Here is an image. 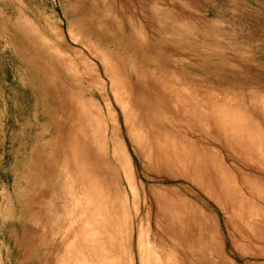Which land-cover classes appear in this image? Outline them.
Instances as JSON below:
<instances>
[{"label":"rangeland","instance_id":"1","mask_svg":"<svg viewBox=\"0 0 264 264\" xmlns=\"http://www.w3.org/2000/svg\"><path fill=\"white\" fill-rule=\"evenodd\" d=\"M79 42L94 44L93 49L98 53L99 51L103 52L104 61L107 68H109L107 73L111 71L114 73L115 78L117 77L121 95L124 96L126 92L128 96L126 100L129 99V107L127 108L132 105L131 110L129 109L130 114L135 113L132 109L134 107L136 110L134 115L139 116V119H137L138 117L132 114V119H136H134L135 124H133V127L137 125L136 128L143 129L145 127L146 130L149 126L150 130L147 129V135L152 138H157L154 132L158 134L160 128L163 129L162 136L166 137L168 132L166 131V135L164 132L165 129H168L170 133L168 136H172L167 137L172 138L174 141L175 138L178 141H180L179 139L183 140V138L189 139L190 145L184 139L186 146L183 145L184 141L182 140L179 143L175 141L177 145L179 144V148L183 143L182 147H186V149H182V147L180 149L184 152L189 150L185 153V156L186 154L187 156L193 154L191 152L194 146L197 148L194 149L196 158L191 157L194 161L196 160V164L204 155L210 157V161H208L209 157L207 158L209 163L206 162L205 164L204 162V166L201 168L204 161L202 159V164L193 167L194 164L189 159L188 166L192 167L193 171H188L189 168H186L184 164L181 165L182 167L177 164L178 169L177 167L175 169L172 167L173 165L170 167L167 163L168 168L164 165L165 163H162V165L157 160L159 170L156 169V166L150 168V164L147 163L148 160L143 159L142 153L133 149L134 143L128 139L125 124H123L124 116L120 109L121 106L113 101L110 108L116 112L120 125L117 143L120 144L124 152L126 151L127 159H129L128 166L134 184V192L132 193L129 189H126L125 181L123 183L121 178L115 174L116 171L118 173L122 171L110 158L112 145L109 146L108 153H105V146L102 149L104 150L103 153L99 151V154L101 153L100 158L103 155L108 158L102 157L103 161H100V159L97 164V169L100 168L98 173L101 175V179L100 176L98 179L99 183L103 181L104 184H99L96 179L94 180V184H98L96 186L93 185V181L84 182V179L81 181V177H83L81 176L83 173L80 171V168L83 169L81 165L78 166L75 172L69 170V156L74 148L71 149L70 144L78 146V142L77 140L71 142L67 127L69 128L70 124L78 125L77 114H80V112H78L77 107L82 104L83 100L87 102L98 101L96 102L97 106H100L99 108L104 112L101 94H99L103 90L98 91L94 88L104 84L105 75L102 74V67L98 60L93 59L90 51L82 47ZM143 44L148 46V50H144ZM72 49H79V52L81 54L83 52V54L81 56L77 55L79 52L76 53ZM84 55L87 57L88 62L91 61L89 64L87 61H82V57L85 59ZM71 64L75 68H72ZM84 66L85 69L87 68L86 70H84ZM70 68L78 71V73L80 71V75ZM117 70L120 72L117 73ZM96 71L97 74H94ZM89 72L92 75L89 76ZM69 73L70 75H68ZM92 77L96 82L91 79ZM95 77L98 80L102 79L104 82L102 83L99 80L98 83L101 84H98ZM76 80L79 81V84ZM136 80L138 81L136 82ZM88 81L90 83L95 82L92 86L96 84L94 85L96 87H91ZM167 81H170V83L172 81L173 84H167ZM58 83H61V85ZM124 83L128 84H125V86ZM154 83L158 84L157 87H160H155ZM121 85H124L125 89ZM162 85H164L165 90ZM85 86L90 87V89ZM167 86L168 88H166ZM182 88L183 90H181ZM166 89L168 90L167 95H169L167 98L164 97V93H161ZM173 94H176L175 97H173ZM202 94L204 95L201 96ZM170 95L172 98H169ZM185 96H188L187 98H190V101L200 96L198 98L200 101L193 99L194 101L191 103L196 104L198 102L196 107L197 109L199 107L203 108L201 110L202 114L199 111L200 108L198 110L194 108L195 110L193 109L192 112L196 111L198 113V115L194 113L197 115L196 117L201 114L200 119L205 118L204 124L200 123L203 127L205 126V131L198 123L204 121V119L200 121L199 118H193L194 114L193 117L189 114V111L191 112L189 110L190 101L183 100V97L186 98ZM204 96H207L209 100L211 99L214 106L206 105L205 103L209 101L206 97L207 102L204 100V103L201 100V98L204 99ZM70 97L75 99H72V105L70 104ZM90 99L94 100L90 101ZM177 99L189 103L185 105L184 102L179 103ZM167 100H172V102ZM259 102L261 105L263 104L264 109V0H0V264H89L91 256L95 259L100 258V261L102 259L101 255L106 252L110 253H107L109 255L106 254V256L103 255L105 258L102 259L103 263L139 264L136 256L137 247H135L137 246L136 233L139 227L144 229V231L142 229V233H145L143 239L155 251V255L168 254L170 251H167L160 240L154 236L156 231L154 227H156L158 221L161 220L162 222L158 212L164 211L161 208L172 206L176 207L177 212L183 213L181 207L183 209L184 205H186V209L190 208L188 212L192 210L193 214L197 213L193 210L197 211L198 208H201L199 213L202 210L204 211L202 212L203 215L206 213L205 215L209 219V227L204 228V230L200 228L198 231L205 232L207 231L205 229L209 230L207 233L205 232V236H214V239H212L221 245L223 256L225 260H228L227 264H264V227H262L264 226V215H262L264 214V110L261 105H258ZM170 103H173V106ZM176 104L178 108L175 106ZM194 104L192 105L194 106ZM179 106L181 108L183 106V109L186 108L183 112H188L190 115L191 120L188 122L190 125L187 124V120L190 119L189 115L186 114L188 119L185 120L186 118L183 116L185 114L181 111L183 109ZM208 106L214 107V112ZM51 107L53 108L51 109ZM217 107H220L219 110ZM216 108L218 111L215 112ZM223 108H229L233 112L228 114L226 112H229V110ZM232 108H236L237 113ZM176 109H180V112ZM206 110L211 111L213 118L210 113L205 112ZM224 111L226 112L223 113ZM176 113L177 116L185 118H180V124ZM206 113L210 114V117H203ZM216 113H218L217 116ZM234 113L237 118L232 117ZM72 114L77 117L75 118L74 115L71 118ZM208 114L206 115L208 116ZM227 114L231 117L229 118ZM237 114L242 116L239 117ZM146 115L151 122L146 120L144 122L143 119L147 118ZM84 116L85 114H83ZM174 116L178 121L175 120ZM245 116L246 118H244ZM209 118L210 120H208ZM71 119L73 121H70ZM213 119L215 125H217V121L221 120L218 122L219 126L217 128L213 125ZM193 120L201 129L195 128L196 126L193 127L195 124ZM233 120H236V122H233ZM191 121H193L192 126ZM147 122L152 123V126ZM206 122H212V126L208 127L209 129L206 127ZM224 122H226V126ZM233 124H236V127ZM244 125L246 126L244 127ZM239 126L244 127L250 134L246 133L245 130L243 131L245 133L242 134L243 132L241 127L239 129ZM156 127H159V129L157 128L158 131ZM187 128H190V130H187ZM192 128H194V132ZM195 129L197 130L196 133ZM236 129H239V131ZM239 132H242L240 133L242 137L246 136V138L244 137L245 140L243 138V140H240ZM174 134L177 137H173ZM234 134L239 135L236 141ZM247 134H249L248 138ZM224 136L225 140H222ZM67 138L70 143L67 142ZM251 138L255 139V142H252ZM229 140L237 142V144L233 146L229 144ZM243 141L248 145L246 147H250L247 148V152L244 146L246 144ZM248 141L251 143H248ZM253 146L255 147L253 148ZM241 147L247 153L245 156ZM196 150L199 152L197 153ZM250 152L254 154L251 155ZM260 157L263 159L262 161ZM212 160H214L213 165ZM217 163L219 166H217ZM205 165L206 168H213L214 166L213 170H216V172H212V169L206 171L204 169ZM171 168L173 169L171 170ZM194 168L199 175L196 174ZM111 169L114 170V173ZM218 169L221 170V176L219 173L216 174L219 171ZM67 170L71 173L70 177H68L70 173ZM191 172H194L197 177L193 179L195 174H192L194 175L192 176L190 175ZM65 173L68 175V180L64 176ZM214 173L218 176V179H220L219 176L222 177V174L225 177L226 174L224 173H227L230 179L225 177L223 181L222 177L219 181L217 177L215 179L216 175ZM226 179L230 181H226ZM225 181L228 186L230 184V188L224 183ZM84 184L86 185L84 186ZM87 184H92L95 188L90 187V185L87 186ZM106 186L113 191L118 188L124 195L128 219L135 221L133 224L134 240L131 247L129 246V260H120L119 251L113 245L114 243L109 240L110 238L107 240V234L104 235L106 240L102 236L105 240L102 242L106 252L104 250L99 252L98 250L100 257L97 255V250H94V252L89 250L93 254L89 251L87 253V251H84V249H87L84 246L85 244H81L84 242V237L79 235L80 231L82 232L80 228H83V226L80 227V223H76L79 227H75V223L71 225L73 221L77 219L79 221L82 216L79 206L80 201L84 199L82 198L84 191L91 188L92 192H95L96 188L100 187L104 204V200H106L104 196H106L108 190ZM156 191L160 194V196L156 194L160 198L161 192H166V194L163 193L162 200L165 196H169L168 199L171 197L170 201L166 198V201H161L165 202V206L157 200ZM210 192L212 193L211 196ZM65 194L69 196L66 197ZM153 197H155V200ZM183 198L188 202L184 200L185 202L182 203L184 205H180ZM68 201L70 203H66V205H69L67 206L70 211L69 208L64 207L65 202ZM174 201L176 202L175 206L172 205ZM60 202H63V204ZM167 202L168 204H166ZM178 202L180 203L178 204ZM158 204L160 206V209L157 207L159 211L156 209ZM188 205H192L193 208ZM228 205H231L232 207H230L233 209L227 207L226 210L225 207ZM64 209L68 211L66 212ZM186 209L184 208L185 211ZM242 210L249 211L248 213L251 214L245 213L247 214L245 216ZM114 213L111 214L114 216ZM80 214L81 216H79ZM113 216L112 218H114ZM232 217L235 219H233L235 224L231 222L233 221ZM243 217L246 219H243ZM236 219H239L237 220L239 223L236 222ZM241 219H243V222ZM244 220L247 221L244 222ZM240 222L247 223L245 225L249 230L245 229L244 224L241 225ZM68 224L70 225V232L66 228L69 227ZM257 225L260 226V230L257 229L259 227ZM239 227L242 231L239 230ZM72 230H74V233ZM212 231L213 233H209ZM244 231L247 235L243 234ZM63 232L64 234L66 232L67 236ZM203 232H199L201 234L199 235L202 236ZM207 234L209 235L207 236ZM63 235L66 237L63 238ZM108 236H110V232ZM203 236L201 240L205 243L206 238L204 239L205 236ZM57 238L61 242H58ZM69 239H72L71 241L76 239L77 243L80 242V245L75 246V240L70 243L68 242ZM56 243L58 245L64 243L62 245L64 249ZM65 243L66 247H64ZM73 246L75 248L82 246L77 250L83 248L82 255L83 257L86 256L83 260L82 256L73 255V253H77ZM67 247L69 250H67ZM109 249L110 251H107ZM79 250L78 253L81 254L82 251L79 252ZM67 251L71 252L73 256L78 255V258H80L77 260V257H71V260L74 258L75 263L71 260H68V263L67 259L71 253ZM94 253L97 257L94 256ZM115 255L119 256L116 258ZM93 257L90 262L96 264L97 260L93 262ZM111 257L114 258L111 259ZM211 258L215 262L218 260L214 256H211ZM106 259L109 263L104 262V260L107 261ZM109 259L111 260L109 261ZM99 261H97V264H100Z\"/></svg>","mask_w":264,"mask_h":264},{"label":"bare ground","instance_id":"2","mask_svg":"<svg viewBox=\"0 0 264 264\" xmlns=\"http://www.w3.org/2000/svg\"><path fill=\"white\" fill-rule=\"evenodd\" d=\"M64 2V1H63ZM59 3V2H58ZM65 3V2H64ZM35 9V8H34ZM56 9V8H55ZM36 11V10H35ZM71 13V12H70ZM82 40V39H81ZM90 40H92V39H90ZM65 42V41H64ZM77 42V41H76ZM92 43V42H91ZM79 44H81V46L82 47H84V48H86L87 50H89L90 51V54H91V56L93 57V59H95V60H98V62L100 63V66L102 67V74H104L105 75V82L101 79H99L102 83L104 82V84H102V86L100 85L98 88H94V90L95 89H97L98 91H102L103 90V92H99V94H101L100 96H101V99H102V103H103V105L104 106H102L103 108H104V112H102V110H101V108H99L97 105V103L96 102H98V101H93V100H91L90 99V101H93V102H87V101H84V102H87L86 104L82 101L81 103L82 104H80V106L79 107H77L78 109L77 110H79L78 112H80V114L78 113L77 115H78V117L75 115V114H72V116H71V118L75 115V118L77 117L78 119H79V121H77L78 122V125H72V124H70V126H69V128L67 127V130H68V137L71 139V142L73 143L75 140H77V142H78V146H77V150L75 149L76 148V146H72L73 144H70L71 146V149H72V147H74L73 149H72V151H71V153H70V158H69V164H68V167H69V170H71L72 172H75V170H77L78 169V166L80 167V165L82 166V168L83 169H81L80 168V171H82L81 173H83V175L81 174V176H83V177H81V181H83V179H84V182L85 181H93L92 183H93V185H98L97 183L96 184H94V180L96 179L97 181H98V183H99V176H100V179H101V175H99V173H98V171H99V169H97V164H98V162H99V160L100 161H103L102 160V157H105L104 155L100 158V154H99V151H101L102 153H103V151L105 150L106 152L105 153H108L109 152V146H111L112 147V152H111V155H110V158L111 159H113V161H114V163L116 164V165H118L119 167H120V169H121V171L122 172H117L116 171V175L119 177V178H121V180L123 181V183H124V181H125V183H124V185L126 186V189H129V191L130 192H134V184H133V180H132V176H131V174H130V169H129V166H128V160L129 159H127V156H126V151L124 152L123 150H122V147L120 146V144H118L117 142H118V131H119V128H120V125H119V123H118V118H117V114H116V112L113 110V109H111L110 107H112V103H113V101L116 103V104H118V106L120 105L121 106V110H122V115L124 116L123 117V120H124V123L123 124H125V130H126V134H127V137H128V139L132 142V143H134V148L133 149H135V151H137V150H139L141 153H142V155L144 156V158L143 159H146V160H148L147 161V163H148V165L150 164V168H155L154 166H156V169L157 170H159L158 168H157V165H158V162H157V160L159 161V163L160 164H164L166 167H168L169 168V165H170V167H171V165H173L172 167L173 168H175L176 169V167H177V164H178V166H181L182 164H184L185 166H186V168H189V170L188 171H193L191 168H190V166H188L189 165V161L190 162H192L193 164V167L195 166V165H197L198 166V164L200 165V164H202L201 163V161H202V159L204 160L203 161V165H201V168H203L202 166H204V162H205V164H206V162H208V161H210V157H209V160L207 159L208 157H206V155H204V157L203 158H201V160H200V163H199V160L197 161V163L198 164H196V160L194 161V159L192 158V157H194V158H196L195 157V151H194V149H197V148H195L193 145V151L191 152V153H193L194 154V156H193V154H191V156H187V154H186V156H185V153H187V152H189V150H187V152H184V150H182L184 147H182V144L180 145L181 147H182V149H180L179 148V144L177 145L176 144V142L175 141H177L178 143L182 140V139H179L180 141H178V140H176V138H175V141L171 138H168V137H171L170 135L168 136V134H170L169 133V131H168V129H165V135H166V133L168 132V134H167V136L165 137V136H162L163 134H162V132H163V129H161L160 128V130H161V134H160V130H159V132H158V134H155V132H154V135L155 136H157V138H152V137H150V136H148L147 135V129H149V126L146 128V130H145V127H143V129L142 128H136L137 127V125H135L134 127H133V124H135L134 123V121L136 120L135 118H133L132 119V117L133 116H135V117H138L137 119H139V116L138 115H134L135 113H136V110L134 109V107L132 108L133 109V111L135 112L134 114L133 113H131L130 114V111H129V109L132 107V105H131V107L130 108H127V107H129V105H128V101H129V99L128 100H126L127 99V94H126V92H125V94H124V96H122L121 95V89H120V86L118 85V82H117V77L115 78V75H114V73H112L111 71H109V73H107V70L109 69V68H107V65H106V63H105V61H104V56H103V52L102 51H99V53H98V51H96L95 49H93V45L92 44H87V43H84V42H79ZM62 46V45H61ZM102 46V45H101ZM139 46V45H138ZM143 46V48H145L144 50H148V46H145L144 44L142 45ZM64 47V46H63ZM68 47V46H67ZM70 48V47H69ZM75 48V47H74ZM67 49V48H66ZM77 49V48H76ZM76 49H72V50H75L76 51V53H77V51L79 52V49L78 50H76ZM124 50V49H123ZM75 51H73V52H75ZM123 52V51H122ZM141 52V51H140ZM70 53V52H69ZM82 54H83V52H82ZM80 52H79V54H77V55H82ZM174 54V53H173ZM76 55V56H77ZM130 55H132V54H130ZM44 56V55H43ZM42 56V57H43ZM46 56V55H45ZM66 56V55H65ZM73 56V55H72ZM78 57V56H77ZM124 57V56H123ZM71 58V57H70ZM81 58V57H80ZM84 58L86 59L87 57H85V55H84ZM65 59V58H64ZM85 59H83V57H82V61L84 60V61H87V59L85 60ZM70 60V59H69ZM90 60V59H89ZM121 60V59H120ZM124 60V59H123ZM72 63L74 62V61H71ZM88 62V61H87ZM91 62V61H90ZM90 62H88V64L90 63ZM51 63H53V62H51ZM48 64V63H47ZM70 64V63H69ZM117 64V63H116ZM191 64V63H190ZM72 65V68L74 67L73 66V64H71ZM71 65H70V67H71ZM110 65V64H109ZM113 65V64H112ZM120 65V64H119ZM161 66V65H160ZM47 67V66H46ZM49 67V66H48ZM162 68H163V66H161ZM176 67V66H175ZM194 67V66H193ZM54 68V67H53ZM72 68H70L72 71H74ZM75 68V67H74ZM110 68H112L111 66H110ZM119 68H120V66H119ZM167 68V67H166ZM47 69V68H46ZM51 69V68H50ZM87 69V68H86ZM85 69V66H84V70H86ZM90 69V68H89ZM113 69H116V68H113ZM121 69V68H120ZM119 69V70H120ZM145 69V68H144ZM147 69H148V66H147ZM152 69V68H151ZM150 69V70H151ZM168 69H170V68H168ZM173 69H174V67H173ZM182 69H184V68H182ZM195 69V68H194ZM77 70V69H76ZM112 70V69H111ZM167 70V69H166ZM188 70V69H187ZM51 71V70H50ZM82 71V70H81ZM89 71V70H88ZM91 71V70H90ZM98 71V70H97ZM97 71L96 72H94V74H97ZM141 71V70H140ZM155 71V70H154ZM159 71V70H158ZM163 71V70H162ZM179 71V70H178ZM54 72V71H53ZM67 72V71H66ZM74 72H76V73H78V71H74ZM84 72V71H83ZM87 72V71H86ZM113 72H114V70H113ZM118 72H120V71H118L117 70V73ZM126 72V71H125ZM135 72H136V70H135ZM153 72V71H152ZM47 73V72H46ZM65 73V72H64ZM79 73H81L80 71H79ZM78 73V74H79ZM91 72H89V76L90 75H92V74H90ZM159 73H161V72H159ZM83 74H85V73H83ZM82 74V75H83ZM93 74V75H94ZM151 74V73H150ZM162 74V73H161ZM168 74V73H167ZM56 75V74H55ZM68 75H70V73L68 74ZM80 75V74H79ZM135 75H136V73H135ZM152 75V74H151ZM151 75H149L150 77H152ZM173 75V74H172ZM190 75V74H189ZM193 75V74H192ZM238 75V74H237ZM56 76H58V75H56ZM71 76H73V75H71ZM85 76H86V74H85ZM88 76V77H89ZM94 76H96V75H94ZM103 76V75H102ZM121 76V75H120ZM143 76V75H142ZM159 76V75H158ZM174 76H175V74H174ZM75 77V76H74ZM97 77H99L98 75H97ZM123 77V76H122ZM156 77V76H155ZM167 77H170V76H167ZM192 77V76H191ZM48 78V77H47ZM51 78V77H50ZM96 78V77H95ZM100 78V77H99ZM104 78V77H103ZM80 79V78H79ZM88 79V78H87ZM92 80H94L95 82H96V80L92 77L91 78ZM97 79V78H96ZM129 79V78H128ZM150 79H152V78H150ZM153 79H155V78H153ZM158 79L160 80V78L158 77ZM169 79V78H168ZM49 80V79H48ZM98 79H97V83H98V81H99ZM50 81H52V80H50ZM77 81V80H76ZM99 81V82H100ZM130 81V80H129ZM138 80H136V82H137ZM143 81V80H142ZM152 81V80H151ZM160 81H162V80H160ZM159 81V82H160ZM78 82V84H79V81H77ZM80 82H82V80L80 79ZM85 82V81H84ZM89 82V81H88ZM95 82H92V83H90L91 85V87H93L94 85H96V84H94L93 86H92V84L93 83H95ZM126 82V81H125ZM154 82V81H153ZM158 82V81H157ZM158 82V83H159ZM163 82V81H162ZM161 82V83H162ZM186 82V81H185ZM184 82V83H185ZM52 83V82H51ZM122 83H123V81H122ZM167 84H169L170 83V81L168 82H166ZM171 83H172V81H171ZM170 83V84H171ZM197 83V82H196ZM48 84H49V82H48ZM59 84V83H58ZM64 84V83H63ZM85 84H86V82H85ZM98 84H101V83H98ZM97 84V85H98ZM125 84H128V83H124V85ZM155 84V87H157L156 85H158V84H156V83H154ZM173 84V83H172ZM56 85V84H55ZM59 85H61V83L59 84ZM81 85V84H80ZM79 85V86H80ZM83 85V84H82ZM124 85H121V86H124ZM65 86H67V85H65ZM126 86V85H125ZM125 86H124V89H125ZM163 87H164V85H162ZM86 87V86H85ZM88 87V86H87ZM86 87V88H87ZM94 87H96V86H94ZM100 87H103V88H100ZM128 87V90H129V85L127 86ZM160 87V86H159ZM159 87H157V88H159ZM171 87H172V85H171ZM89 89H90V87H88ZM123 88V87H122ZM166 88H168V86L166 87ZM123 89V90H124ZM169 89H170V85H169ZM87 90V89H86ZM159 91H161L160 89H158ZM163 90V89H162ZM164 90H165V87H164ZM181 90H183V88L181 89ZM71 92H72V90H70ZM90 91V90H89ZM126 91V90H125ZM167 91V92H166ZM166 91H163V92H161V93H164L165 94V96L164 97H168L169 95H167V93H168V90L166 89ZM171 91H172V89H171ZM187 91V90H186ZM185 91V92H186ZM71 92H70V94H71ZM97 92V91H96ZM169 92H170V90H169ZM90 93V92H89ZM127 93H128V91H127ZM91 94V93H90ZM130 94V93H129ZM170 94H171V92H170ZM189 94V93H188ZM201 94V93H200ZM167 95V96H166ZM172 95V94H171ZM170 95V96H171ZM174 95H176V94H173V97H175ZM204 94H202L201 96H203ZM70 96V95H69ZM72 96V95H71ZM130 96V95H129ZM184 96V95H183ZM94 97V96H93ZM124 97H126V98H124ZM177 98L179 97V96H176ZM186 97V96H185ZM188 97V96H187ZM186 97V98H187ZM207 97V96H206ZM205 96H204V99H202L201 98V100H203V102H204V100H205V102H207L206 101V99H208V97L206 98ZM50 98V97H49ZM54 98V97H53ZM66 98V97H65ZM83 98V97H82ZM165 98V99H166ZM169 98H172V96L171 97H169ZM168 98V99H169ZM184 98L183 97V100H185V101H190L191 99L189 98ZM198 98H200V96L199 97H196V99L195 98H193V99H195V101H200ZM206 98V99H205ZM48 99V98H47ZM73 99V98H72ZM72 99H71V97H70V99L69 100H71L70 101V104L72 105ZM180 100H181V98H179ZM179 99H177L178 101H179ZM192 99V101H190V103L191 102H193L194 100ZM198 99V100H197ZM44 100V99H43ZM56 100V99H55ZM73 100H75V99H73ZM170 100V99H169ZM169 100H167L168 102H172V100L171 101H169ZM51 101V100H50ZM50 101H48L49 103H50ZM54 101V100H53ZM101 101V100H100ZM131 101V100H130ZM175 101H176V98H175ZM178 101H177V103H178ZM185 101H179V103H183L184 102V104L186 105V103L187 102H185ZM208 101L210 102L211 101V99L209 100L208 99ZM57 102V101H56ZM204 102V103H205ZM209 102H207V103H209ZM96 103V104H95ZM178 103V104H179ZM189 103V102H188ZM188 103H187V105H188ZM190 103H189V110H191V112H192V110L194 109V108H196L197 109V107H196V104H198V102L196 103V104H194V103H191V105H190ZM203 103V104H204ZM207 103H205L206 105H212V101L209 103V104H207ZM164 105L166 104V102L165 103H163ZM171 105L173 104V103H170ZM184 104H183V106H184ZM192 104H194V106L192 105ZM213 104H215V103H213ZM258 104V103H257ZM256 104V105H257ZM70 105V106H71ZM180 106H181V104H179ZM202 105V104H201ZM201 105H199V106H201ZM216 105H218L217 103H216ZM225 105V104H224ZM259 106L261 105V103L259 102V104H258ZM51 106V105H50ZM173 106V105H172ZM176 107H177V104L175 105ZM179 106V107H180ZM183 106H182V108L181 109H183ZM192 106V107H191ZM212 106H214V105H212ZM223 106V105H222ZM226 106V105H225ZM228 106V105H227ZM262 106V109H263V104L261 105ZM56 107V106H55ZM184 107H186V106H184ZM53 107H51V109H52ZM69 108H71V107H69ZM178 108V107H177ZM192 108V109H191ZM200 108V113L202 114V112H201V110H203V108L201 109V107H199ZM198 108V109H199ZM208 108L209 109H211V111L212 112H214V107H209L208 106ZM207 108V109H208ZM218 108V107H217ZM217 108L215 109V112L216 111H218L219 110V108H218V110H217ZM234 108V107H233ZM232 108V109H233ZM50 109V110H51ZM72 109V108H71ZM70 109V110H71ZM73 109H74V107H73ZM186 109V108H185ZM185 109H183V110H181L182 112L184 111L185 112ZM197 109V110H198ZM222 109V108H221ZM220 109V110H221ZM223 109H227V108H223ZM236 109V108H235ZM235 109H233V110H235ZM69 110V111H70ZM76 110V111H77ZM131 110V109H130ZM177 111H179L178 109H176ZM195 110V109H194ZM227 110H229V112H226V111H224L223 113H230V112H233L232 110H230L229 108L227 109ZM264 110V109H263ZM53 111V110H52ZM187 111V110H186ZM211 111L209 112V111H205V112H208V113H210L211 114ZM221 111H223V110H221ZM71 112V111H70ZM115 112V113H114ZM180 112V111H179ZM183 112V113H184ZM190 111H189V114L190 115H192V117H193V114L194 113H196V111L193 113H191ZM235 112H236V110H235ZM72 113H74V112H72ZM75 113H77V112H75ZM204 113V112H203ZM208 113H206V114H208ZM219 113V112H218ZM218 113H216V116H217V114ZM237 113V112H236ZM83 114H85V116L83 117ZM132 114H133V116H132ZM180 114H182V113H180ZM185 115H183V116H185V118H186V114H188V112L187 113H184ZM188 114V115H189ZM197 115H198V113H196ZM196 114H194V117L193 118H195L197 115ZM201 114H200V116H201ZM205 114V115H206ZM210 114H208V116L206 115H204L203 117H210ZM227 114V115H228ZM238 114H239V112H238ZM237 114V115H238ZM56 115H57V113H56ZM82 115V116H81ZM190 115H189V118H190ZM212 115V118H213V114H211ZM223 115H225V114H223ZM231 115V114H230ZM233 116V118L234 117H236V114L234 113V114H232ZM235 115V116H234ZM263 115H264V113H263ZM70 116V115H69ZM132 116V117H131ZM183 116H181L182 118H184ZM200 116H198V117H196V119H198ZM239 117H241L242 115H238ZM50 117V116H49ZM58 117H59V115H58ZM58 117H56V118H58ZM145 117V116H144ZM146 117H147V115H146ZM176 117L178 118L179 116H177V113H176ZM181 117H179V121L177 120V118H175V116H174V118H175V120L176 121H178V123L179 122H181L180 121V118ZM215 117V116H214ZM223 117V116H222ZM222 117H221V119H222ZM226 117V116H225ZM228 117H229V115H228ZM227 117V118H228ZM231 117V116H230ZM229 117V118H230ZM51 118V117H50ZM184 118V119H185ZM192 118V119H193ZM229 118H228V120H229ZM237 118V117H236ZM244 118H246V116L244 117ZM59 119V118H58ZM135 119V120H134ZM188 118H186L185 120H187ZM200 119V118H199ZM202 119H204V121H201ZM133 120V121H132ZM141 120V119H140ZM144 120V122H145V120L146 121H150L149 119H148V117L145 119H143ZM182 120V119H181ZM185 120H183V121H185ZM191 120V118L189 119V120H187V124H189L188 122ZM208 120H210V118L208 119ZM207 120V121H208ZM215 120H217L216 118H215ZM224 120V119H223ZM70 121H73V119H71ZM137 121H139V120H137ZM136 121V122H137ZM194 121V120H193ZM193 121H191L190 123H191V126H192V122ZM199 121V120H198ZM200 121L201 122H198L199 123V125L201 126V128L203 127V125H201L200 123H202V124H204V122L206 121L205 120V118H201L200 119ZM214 121V119L212 120V122ZM221 120H219V121H217V125H215L214 123H215V121L213 122V125H215L216 126V128H217V126H219L218 124V122H220ZM54 122V121H53ZM59 122V121H58ZM69 122V121H68ZM76 122V121H75ZM142 122V121H141ZM151 122V121H150ZM150 122H147L150 126H152V123H150ZM212 122L209 124V123H205L206 124V127L208 128H210V126H212ZM226 122H227V120H226ZM226 122H224V124L226 123ZM233 122H236V120H233ZM182 123H184V122H182ZM194 126L193 127H195V128H197L198 127V129H201L200 128V126H197L196 124V122L194 121ZM232 123V122H231ZM231 123H229V124H231ZM53 124V123H52ZM69 124V123H68ZM67 124V125H68ZM139 124V123H138ZM180 124V123H179ZM186 124V123H185ZM186 124V125H187ZM245 124H246V122H245ZM55 125V124H54ZM119 125V126H118ZM165 125V124H164ZM183 126H184V124H182ZM185 125V126H186ZM190 125V124H189ZM188 125V126H189ZM236 125V124H235ZM234 124H233V126L234 127H236ZM247 125V124H246ZM246 125H244V127L246 126ZM157 126V125H156ZM159 126V125H158ZM215 126H214V128H215ZM225 126H226V124H225ZM232 126V125H231ZM140 127V126H139ZM182 127V126H181ZM190 127V126H189ZM228 127V126H227ZM238 127V126H237ZM240 127L241 126H239V129H240ZM244 127H241V130H242V132L245 130L244 129ZM159 129V127H156V129ZM183 128V127H182ZM208 128V129H209ZM215 128V129H216ZM224 128H226V127H224ZM243 128V129H242ZM247 128V127H246ZM158 129H157V131H158ZM185 129V128H184ZM184 129H183V131H184ZM194 128H192V130H193ZM206 130V128H205V126L203 127V131H205ZM239 129L237 130V131H239ZM248 129V128H247ZM250 129V128H249ZM150 130V129H149ZM186 130V129H185ZM187 130H190V128H187ZM240 130V131H241ZM154 131V130H153ZM167 131V132H166ZM196 129H195V133H196ZM198 131H201V130H198ZM228 131V130H227ZM230 131V130H229ZM246 131V130H245ZM186 132V131H185ZM188 132H190V131H188ZM193 132H194V130H193ZM192 132V133H193ZM234 132L236 133V131H235V128H234ZM233 132V133H234ZM242 132H239V134L240 133H242ZM67 133V132H66ZM191 133V134H192ZM245 132H243L242 134H244ZM246 133H249V132H247L246 131ZM172 134V133H171ZM250 134V133H249ZM249 134H247V138H248V136H249ZM120 135V134H119ZM161 135V136H160ZM194 135V134H193ZM235 135V134H234ZM237 135V136H236ZM234 137H235V141H236V138L239 136L238 134H236ZM246 135V134H245ZM251 135H252V133H251ZM250 135V136H251ZM256 135V134H255ZM121 136V135H120ZM159 136V137H158ZM174 136H176L175 134L173 135V137ZM184 136V135H183ZM186 136V135H185ZM184 136V137H185ZM221 136H222V134H221ZM226 136L228 137V135L226 134ZM229 136H230V134H229ZM165 137V138H164ZM177 137V136H176ZM186 137H188V136H186ZM246 138V136H241V134H240V140H245V138ZM182 138V137H181ZM223 138V137H222ZM230 138V137H229ZM243 138V139H242ZM256 138V137H255ZM68 139V138H67ZM185 138H183V140L182 141H184V144L183 145H185L186 143H185V140H186V142L189 140H187V138L184 140ZM239 139V138H238ZM73 140V141H72ZM222 140H225V136H224V138L222 139ZM250 140H252V142L255 140H253V138H251ZM257 140V139H256ZM258 141V140H257ZM68 143H70L69 142V139H68V141H67ZM120 142V141H119ZM226 142V141H225ZM240 142V141H239ZM244 142V141H243ZM241 142L243 145H244V143L246 144V142ZM255 142V141H254ZM259 142V141H258ZM188 144H189V141L187 142ZM193 143V142H192ZM248 143H251L250 141H248ZM260 143V142H259ZM74 144H77V143H74ZM191 144V143H190ZM189 144V145H190ZM229 144H232L233 146H234V144H237V142L235 143V142H231V140H229ZM261 144V143H260ZM260 144H258V145H260ZM187 145V144H186ZM185 145V146H186ZM242 145V146H243ZM250 145V144H249ZM257 145V146H258ZM104 146H105V149H104ZM106 146H108V147H106ZM245 146V148H246V152H247V148L248 147H246V146H248L247 144L246 145H244ZM243 146V147H244ZM256 146V147H257ZM79 147V148H78ZM81 147H82V149H81ZM110 147V148H111ZM189 147V146H188ZM188 147H187V149H188ZM239 147V146H238ZM255 146H253V148H254ZM250 148V147H249ZM248 148V149H249ZM258 148V147H257ZM102 149H104V150H102ZM184 149H186V147L184 148ZM241 149H242V147H241ZM244 149V148H243ZM242 149V151L244 152L245 151V149L243 150ZM79 150V151H78ZM83 150V151H82ZM191 150H192V147H191ZM251 150V149H250ZM254 150V149H253ZM263 150V149H262ZM134 151V152H135ZM197 151V153L199 152L198 150H196ZM249 151V150H248ZM255 151H257V150H255ZM255 151H253V152H255ZM261 150L259 149V152H260ZM264 152V151H263ZM196 153V154H197ZM251 153V155L252 154H254V153H252V152H250ZM257 153H258V151H257ZM110 154V153H109ZM137 154V153H136ZM247 153H245L244 152V156L246 155ZM260 154V153H259ZM200 155V154H199ZM209 155V154H208ZM263 155V154H262ZM201 156V155H200ZM248 157H249V155H247ZM260 156H261V154H260ZM189 157V158H188ZM264 157V156H263ZM93 158H95V159H93ZM105 158H107V157H105ZM261 158V157H260ZM108 159V158H107ZM106 159V160H107ZM190 159V160H189ZM264 159V158H263ZM262 158H261V161L263 160ZM105 160V161H106ZM208 160V161H207ZM215 160V159H214ZM214 160H212L211 162H212V165H213V162H214ZM249 161H251V160H249ZM264 161V160H263ZM130 162V161H129ZM259 162V161H258ZM102 163V162H101ZM100 163V164H101ZM104 163V162H103ZM107 163H109V162H107ZM169 164V165H166V164ZM185 163H187V164H185ZM209 163V162H208ZM207 163V164H208ZM106 164V163H105ZM104 164V165H105ZM112 164V163H111ZM162 164V165H163ZM175 164H176V166H175ZM263 164V163H262ZM191 165V166H192ZM208 165H210V164H208ZM216 165V164H215ZM264 165V164H263ZM114 166V165H113ZM164 166V167H165ZM183 166V165H182ZM181 166V167H182ZM184 166V167H185ZM211 166V165H210ZM217 166H219L218 165V163H217ZM57 167H62V166H57ZM104 167V166H103ZM160 168H162L161 166H159ZM183 167V168H184ZM220 167H222V166H220ZM219 167V168H220ZM106 168V167H105ZM173 168H171V170L173 169ZM180 168V167H179ZM182 168V169H183ZM186 168H184V169H186ZM196 168V167H195ZM194 168V170L196 171V174L197 175H199V173H197V168L195 169ZM215 167L213 166V168H206V165H205V170L207 171V169H214ZM262 168V167H261ZM65 169V168H64ZM113 169L115 170V168L113 167ZM156 169H154V170H156ZM177 169H178V167H177ZM183 169V170H184ZM191 169V170H190ZM200 169V168H199ZM221 169V168H220ZM61 170V169H60ZM66 170V169H65ZM69 170H67V172H69ZM112 170V169H111ZM114 170H112L113 171V173H114ZM163 170H164V168H163ZM165 170H166V168H165ZM200 170H202V169H200ZM219 170V169H218ZM217 170V171H218ZM223 170L225 171V169L223 168ZM194 171V172H195ZM206 171H205V173H206ZM224 171H222V172H224ZM66 172V171H65ZM77 173H78V171H76ZM156 172V171H155ZM164 172V171H163ZM184 172H186L185 170H184ZM190 173V175H192V174H195V173ZM212 172H216V170L214 171H212ZM225 172H227V171H225ZM60 173V172H59ZM58 173V174H59ZM70 173V172H69ZM188 174H189V172H187ZM218 173H219V175H220V173H221V170H219L216 174L218 175ZM169 174H170V172H169ZM172 174V173H171ZM187 174V175H188ZM195 174V177H193V179L194 178H196L197 177V175ZM207 174V173H206ZM215 174V173H214ZM215 174V175H216ZM224 174H226L225 175V177L227 178L228 176V174L227 173H224ZM60 175V174H59ZM70 175H71V173L69 174V176L68 175H66V173L64 174V176H68V177H70ZM78 175V174H77ZM189 175V177L190 178H192V176H194V175H192V176H190ZM213 175V174H212ZM214 175V176H215ZM215 176V179H216V177H217V179H218V176ZM76 176V175H75ZM110 176V175H109ZM115 176V175H114ZM221 176V175H220ZM219 176V178L221 179L222 177H223V174H222V177H220ZM61 177V176H60ZM68 177L66 178V180H68ZM113 177V176H112ZM225 177H223L222 179H223V181H224V178ZM57 178V177H56ZM93 178V179H92ZM214 178V177H213ZM229 179H230V177H228ZM61 179V178H60ZM92 179V180H91ZM105 179V178H104ZM103 179V180H104ZM109 179V178H108ZM214 179V180H215ZM220 179H218L219 181H220ZM229 179H226V181L227 180H229ZM64 180H65V178H64ZM65 180V181H66ZM217 180V181H218ZM65 181H63V182H65ZM105 181H106V179H105ZM109 181V180H108ZM216 181V180H215ZM222 181V180H221ZM224 182L226 185H227V182ZM230 181V180H229ZM228 181V182H229ZM103 182V181H102ZM102 182H100L101 184H104V182L102 183ZM90 183V182H89ZM99 183V184H100ZM109 183V182H108ZM67 185H68V183H66ZM116 184V183H115ZM67 185H65L66 187H67ZM83 185V184H82ZM86 184H84V186H85ZM88 185H90V184H87V186ZM93 185L91 184L90 185V187L92 186L93 187ZM123 185V184H122ZM122 185H121V188H122ZM142 185V184H141ZM105 186V185H104ZM103 186V187H104ZM108 186H109V184H108ZM108 186H106V188L108 187ZM125 186H124V188H125ZM228 186V185H227ZM110 187V186H109ZM229 188H230V184H229V186H228ZM88 188V187H87ZM86 188V189H87ZM93 188H95V187H93ZM99 189V190H98ZM96 188V191L95 192H92V190H91V188H88V190H85L84 191V196H82V198H84V199H82L81 201L80 200H77L78 202L80 201V206H79V208H80V213L82 214V216H81V214L79 215V216H81L80 217V219H79V221H77V220H75L74 219V217H72L75 221H73V224H71V223H69V224H71V225H74V223H75V227L77 226V227H79L76 223H80V227L81 226H83V228H80V229H82V232L80 231V233H79V235H81V236H83L82 238H83V240H84V242H82L81 244H85L84 246H86V248L88 249H84V251H87V253H88V251L89 250H92V252H94V250H97V255H99L98 253L99 252H101V250L103 251L104 250V248H103V242L102 241H105L106 240V236H104L105 234H107V240H108V238H110L109 240H111L112 241V243H114L113 245L116 247V249L119 251V254H120V256L119 255H117V256H119L120 257V260L122 261V259L124 260V259H126V260H129V246L131 247V244H132V242H133V240H134V226H133V224H134V222H133V220H130V219H128V210H126L127 208H126V204H125V201H124V195L118 190V188L117 189H115V191H113V190H111V189H108L107 190V192L106 191H104V192H106V196H104L105 197V199L106 200H104L105 201V203L103 204V199H102V192H101V188L99 187V188ZM98 190V191H97ZM155 190V189H154ZM159 190V189H158ZM128 191V190H127ZM65 192V191H64ZM159 192V191H158ZM161 192V191H160ZM259 192V191H258ZM163 193H164V191L163 192H161V198L159 197L160 196V194L159 193H157V191H156V193H155V195L156 194H158L159 196H157L156 198H157V200H159L160 202L161 201H166L165 200V198L167 199V200H169L170 201V198L168 199V197H166L165 196V198L162 200V195H163ZM104 194V193H103ZM164 194H166V192L164 193ZM211 192H210V196H211ZM122 195H123V197H122ZM65 196H66V194H65ZM69 196V195H68ZM68 196H66V197H68ZM133 196V195H132ZM135 196V195H134ZM213 196H214V194H213ZM212 196V197H213ZM217 196V195H216ZM79 197H80V195H79ZM101 197V198H100ZM158 197H159V199H158ZM164 197V196H163ZM178 197H180V196H178ZM218 197V196H217ZM81 198V197H80ZM79 198V199H80ZM154 198V200H155V197H153ZM181 198V197H180ZM73 199V198H72ZM161 199V200H160ZM174 199V198H173ZM217 199H219V198H217ZM64 200H69V199H64ZM76 200V199H75ZM180 200V199H179ZM185 199L183 198V201L180 203V202H178V204L180 203V205L183 203V202H188L187 200H185ZM76 201V202H77ZM138 201V200H137ZM177 201V200H176ZM181 201V200H180ZM220 201V200H219ZM64 202V201H63ZM63 202L61 203V204H63ZM156 202V201H155ZM66 203H70L69 201L68 202H65V208L66 209H68L69 207V205L67 206L66 205ZM162 204H164L165 202H161ZM161 203H159L160 204V206H162V204ZM176 202L174 201V203H172V205H174ZM221 203V202H220ZM219 203V204H220ZM157 204V203H156ZM159 204L156 206V209L159 211ZM166 204H168V202L166 203ZM77 205H79L78 203H77ZM171 205V204H170ZM182 205H184V204H182ZM221 205H223L222 203H221ZM71 206H72V204H71ZM75 206V205H74ZM164 206H165V204H164ZM168 206V205H167ZM175 206V205H174ZM177 206V205H176ZM189 206V205H188ZM187 206V207H188ZM192 206V205H191ZM191 206H189V207H191ZM231 206V205H230ZM229 205L228 206H226L225 207V209L228 207H230ZM63 207V206H62ZM63 207V208H64ZM73 207V206H72ZM159 209H158V208ZM223 207V206H222ZM232 207V206H231ZM230 207V208H231ZM136 208V207H135ZM184 208L186 209V205H184L183 206V209H182V207H181V211L183 212V213H181V212H177L176 211V207L174 208V207H172V206H169L168 208H161L162 209V211H163V209H164V211L163 212H158V213H160V219H162V222H161V220L160 221H158L157 223V225H156V227H154L155 229H156V231H155V233H154V236H155V238L156 239H158V240H160V242L162 243V245H164V247L167 249V251H170V253H168V254H163L162 256L161 255H159V256H157V255H155V251L153 250V249H151V247L149 246V244L143 239L144 238V235H145V233L143 232L142 233V229L143 228H141V227H139V230H137V233H136V235H137V237H136V239H137V246H135V247H137V252H136V256H137V259H138V261H139V264H227L228 262V260H225V258H224V256H223V252H222V248H221V245L219 244V243H217V242H214V236H212V234H211V236L212 237H210V236H208L209 234H207V236L208 237H206L205 235V232L207 233V231H209L208 229H205V230H207V231H205V232H203V235L205 236H203L204 237V239L206 238V241H205V243L201 240V237L202 236H200L201 234L200 233H202L201 231H198V230H200V228L202 229L203 228V230H204V228H207V227H209L208 226V221H209V219L207 218V216L205 215L206 213H204V215L202 214V212H204L203 210H202V212L201 213H199L200 211V209L198 208V210L196 211V210H193V211H195V213L196 214H193V212H191L192 210H189V212H188V209H190V208H187L186 209V211L184 210ZM191 208H193V207H191ZM196 208V207H195ZM194 208V209H195ZM242 208V207H241ZM247 207H245V209H246ZM66 209H64L65 211H66ZM178 209V208H177ZM223 209V208H222ZM224 209V210H225ZM231 209H233V208H231ZM243 209H244V207H243ZM248 209V208H247ZM264 209V208H263ZM72 210V209H71ZM74 210V209H73ZM77 210V209H76ZM227 210V209H226ZM249 210V209H248ZM64 211V212H65ZM68 211V210H67ZM66 211V212H67ZM69 211H70V208H69ZM134 211V210H133ZM243 211V210H242ZM113 212H115L114 214V216L111 214V213H113ZM150 212V211H149ZM237 212H238V210H237ZM244 212V214L245 213H248L247 211H243ZM251 212V211H250ZM192 213V214H191ZM238 213H240V212H238ZM237 213V215H239ZM55 214V213H54ZM69 214V213H68ZM75 214V213H74ZM235 214H236V212H235ZM234 214V215H235ZM249 214H251V213H248V215ZM261 214V213H260ZM139 215V214H138ZM233 215V216H234ZM240 215H241V213H240ZM243 215V214H242ZM247 214H245V216H246ZM262 215H264V214H262ZM64 216H65V214H64ZM68 216H70V215H68ZM72 216H73V214H72ZM112 216L114 217V218H112ZM135 216V215H134ZM236 216V215H235ZM244 216V215H243ZM76 217V216H75ZM130 217V216H129ZM231 217V216H230ZM241 217V216H240ZM239 217V218H240ZM67 218V217H66ZM69 218V217H68ZM79 218V217H78ZM235 218H238V217H235ZM110 219H112V220H110ZM210 219H212V218H210ZM234 219V217H232V220ZM243 219H246V218H244L243 217ZM243 219H241V221L243 222ZM68 220V219H67ZM157 220V219H156ZM230 221H231V219H229ZM235 220V219H234ZM234 220L233 221H231L232 223H234ZM237 220H239V219H236V222H237ZM69 221V220H68ZM210 221H212V220H210ZM247 220H244V222H246ZM242 222H240L241 223V225L242 224H244V223H242ZM141 223V222H140ZM212 223H213V221H212ZM237 223H239V221L237 222ZM68 224V226L69 227H66V228H68V231L70 232L71 230H70V225ZM210 224V223H209ZM235 224V223H234ZM245 224H247V223H245ZM243 225V226H245L246 227V225ZM264 224V223H263ZM141 225V224H140ZM211 225V224H210ZM240 225V224H239ZM240 225V226H241ZM260 225H261V223H260ZM65 226H67V225H65ZM155 226V225H154ZM235 226V225H234ZM257 226H259V225H257ZM64 227V226H63ZM237 227V226H236ZM262 227H264V226H262ZM66 228H64V229H66ZM72 228H74V227H72ZM238 228V227H237ZM240 228V227H239ZM250 228H253V227H250ZM260 228V226L257 228V229H259ZM77 228H75V230H76ZM245 229H248L249 230V228L248 227H246ZM262 229V228H261ZM67 230V229H66ZM210 230H211V227H210ZM213 230V229H212ZM239 230H241L242 231V229L240 228ZM251 230V229H250ZM260 230V229H259ZM67 231V232H68ZM74 230H72V232H73ZM77 231V230H76ZM143 231H144V229H143ZM215 231V230H214ZM253 231V230H252ZM71 232V233H72ZM77 232H79V231H77ZM77 232H75V233H77ZM110 232V236H108V233ZM200 232V233H199ZM74 233V232H73ZM209 233H213V231L212 232H209ZM247 233H248V231H247ZM62 234V233H61ZM63 234H64V232H63ZM65 234H66V232H65ZM64 234V235H65ZM78 234V233H77ZM144 234V235H143ZM200 234V235H199ZM243 234H246L245 233V231H244V233ZM63 235V238L64 237H66L67 236V234H66V236H64ZM70 235V234H69ZM71 235H73V234H71ZM79 235H78V238H79ZM247 235V234H246ZM62 236V235H61ZM76 236V234L74 235V237ZM81 236H80V238H81ZM102 236H104L105 237V240H103L104 239V237H102ZM69 237V236H68ZM59 238H61V237H59ZM213 238V239H212ZM58 239V238H57ZM67 239V238H66ZM65 239V240H66ZM77 239V238H76ZM76 239H74L75 240V246H78V245H80V242L79 243H77V241H76ZM203 239V238H202ZM72 240V239H71ZM70 239L68 240V242H72L73 243V241H71ZM79 240V239H78ZM83 240H80V241H83ZM63 241H64V239H63ZM62 241V242H63ZM111 241H110V243H111ZM58 242H61V241H59V239H58ZM66 242V241H65ZM67 242V243H68ZM136 242V241H135ZM70 243L68 244L69 246H70ZM57 245H58V243H56ZM64 244V243H63ZM63 244H59L61 247H62V245ZM78 244V245H77ZM107 245L109 244V243H106ZM116 244V245H115ZM58 245V246H59ZM67 245V246H68ZM73 245V244H72ZM136 245V244H135ZM83 246V247H84ZM104 246H106V245H104ZM61 247H60V249H61ZM64 247H66V243H65V246ZM74 247V246H73ZM79 247H82V246H79ZM79 247H77V248H79ZM63 248V247H62ZM70 248V247H69ZM77 248H75L74 247V249H76L75 250V252L77 251V253H73V255H76V254H78L81 258H82V260H83V258H85L86 256L84 255V257H83V255H82V253L84 252L83 251V248H82V250H81V248H80V250H79V252H81V254L80 253H78V250H77ZM85 248V247H84ZM100 248V249H99ZM103 248V249H102ZM164 248V249H165ZM57 249H59V247H57ZM64 249V248H63ZM73 249V248H72ZM169 249V250H168ZM56 250V249H55ZM67 250H69L68 249V247H67ZM71 250V249H70ZM98 250H99V252H98ZM112 250V249H111ZM117 250H116V253H117ZM74 251V250H73ZM72 251V252H73ZM107 251H110V249L109 250H107ZM113 251V250H112ZM67 252H69V251H67ZM90 252V251H89ZM92 252H90V253H92ZM104 252H106L105 250H104ZM69 253H71V252H69ZM68 253V255H70ZM86 253V252H85ZM84 253V254H85ZM89 253V254H90ZM107 253H110V252H106V253H102L103 255H105L106 256V254ZM93 254V253H92ZM91 254V255H92ZM113 254V253H112ZM72 255V253H71V255L68 257V259H67V261L69 260H71V257H77L76 259L78 260L79 258H78V255L77 256H73ZM88 255V254H87ZM103 255H101L102 256V259L104 258L103 257ZM107 255H109V254H107ZM89 256V255H88ZM87 256V257H88ZM94 256H96V254L94 253ZM116 256V255H115ZM117 256H116V258H117ZM211 256H214L216 259H218L217 260V262H220V263H217V262H215L212 258H211ZM93 256H91V258H92ZM97 257V256H96ZM99 257H100V255H99ZM89 258V257H88ZM91 258H90V260H91ZM94 259V261L93 262H95L96 260L97 261H99V259L100 258H96L95 259V257H93ZM109 258V257H108ZM112 258H114V257H111V259ZM136 258V257H135ZM214 258V259H215ZM102 259L99 261V263L101 264V262H102ZM105 259V258H104ZM111 259H109V261L111 260ZM73 260V261H72ZM72 260H71V262H74L75 263V260H74V258H72ZM86 260H87V258H86ZM89 260V259H88ZM90 260H89V264H91L92 262H90ZM107 260V259H106ZM69 261H68V263H69ZM97 261H96V264H97ZM137 261V260H136ZM104 262H108V260L107 261H105L104 260ZM88 263V262H87ZM109 263V262H108ZM127 263V262H126ZM65 264V263H64ZM102 264H106V263H103L102 262ZM112 264V263H111Z\"/></svg>","mask_w":264,"mask_h":264}]
</instances>
